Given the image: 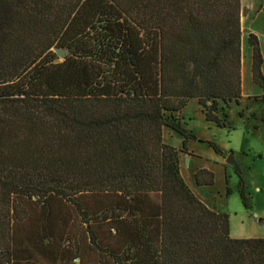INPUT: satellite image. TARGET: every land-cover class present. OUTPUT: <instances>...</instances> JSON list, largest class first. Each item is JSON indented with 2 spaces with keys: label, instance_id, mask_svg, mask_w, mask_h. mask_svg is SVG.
I'll return each instance as SVG.
<instances>
[{
  "label": "trees",
  "instance_id": "16d2710c",
  "mask_svg": "<svg viewBox=\"0 0 264 264\" xmlns=\"http://www.w3.org/2000/svg\"><path fill=\"white\" fill-rule=\"evenodd\" d=\"M241 16L240 0H0V264H264V236L231 239L179 169L195 138L175 114L195 100L224 128L219 104H239Z\"/></svg>",
  "mask_w": 264,
  "mask_h": 264
},
{
  "label": "rangeland",
  "instance_id": "374dc122",
  "mask_svg": "<svg viewBox=\"0 0 264 264\" xmlns=\"http://www.w3.org/2000/svg\"><path fill=\"white\" fill-rule=\"evenodd\" d=\"M240 6L243 17L247 16L244 8L252 16L257 14L259 7L264 9V0H240ZM249 27V22L244 24V34L240 38L246 46V57L243 52L245 73L239 104H219L218 107L217 116L220 119L227 116L226 126L219 128L206 122L195 100L188 101L186 107L175 114L186 132L195 138L187 141V153L179 154L180 175L200 201L214 208L217 213L228 216L229 237L233 240L256 238L263 233L264 226V101L253 100L264 95L251 82L250 53L247 50ZM251 28L264 38L262 22L258 21ZM162 137L164 144L181 150L183 139L179 135L164 131ZM208 143H212L223 156L216 154ZM230 154L238 172L225 163ZM200 169L213 174V186H195L193 174ZM241 179L251 207L249 210L243 207L240 200Z\"/></svg>",
  "mask_w": 264,
  "mask_h": 264
},
{
  "label": "crops",
  "instance_id": "0c3cea01",
  "mask_svg": "<svg viewBox=\"0 0 264 264\" xmlns=\"http://www.w3.org/2000/svg\"><path fill=\"white\" fill-rule=\"evenodd\" d=\"M243 10V9H242ZM244 10H245V12H246V15L247 16H245V17H243V15L241 16V20H240V28H241V37H242V35L244 34L243 32H242V29H243V27H244V24L246 25V23L247 22H249V24H250V27H249V29H248V33H249V35L250 34H254V36L257 38V40H258V44H259V47H260V51H261V56H262V60H263V64H262V67H261V72H262V75H263V77H264V38L262 39V37H260L259 36V34H258V32H256V31H254L253 30V28H251V27H253V26H255V24L258 22V21H260V22H262L263 24H264V16H263V14H262V11L264 10L263 8H261V7H259V9H258V11H257V14L256 15H250V13H249V11L246 9V8H244ZM260 14H262V16H260ZM249 35H247V38H248V36ZM245 37H246V35H245ZM241 47H242V49H243V52H244V54H245V48H246V46H245V43L243 42L242 43V41H241ZM247 50H248V52L250 53V55H249V57H250V59H249V64L251 65V49H250V47H248L247 48ZM245 57H246V54H245ZM244 61V60H243ZM244 64V63H243ZM244 73H245V71L243 72V76H244ZM243 85H244V83H242V88H241V93H242V89H243ZM163 134H164V132H163ZM202 202V201H201ZM203 203V202H202ZM204 204V203H203ZM206 205V204H205ZM207 206V205H206ZM208 208H210V209H213L214 210V208H211V207H209V206H207ZM215 211V210H214ZM216 212V211H215ZM264 236V232L260 235V236H258V237H256V238H261V237H263ZM71 260H73V259H71ZM69 264H79V260L77 259V258H75L72 262L70 261L69 262Z\"/></svg>",
  "mask_w": 264,
  "mask_h": 264
},
{
  "label": "water",
  "instance_id": "95a60500",
  "mask_svg": "<svg viewBox=\"0 0 264 264\" xmlns=\"http://www.w3.org/2000/svg\"><path fill=\"white\" fill-rule=\"evenodd\" d=\"M54 52L56 53L57 57L60 60H62L64 55L66 54L65 51H61V50H55ZM225 163L227 165H229L230 167H232L236 172L239 171V169H238V167H237V165H236V163H235V161H234V159H233L231 154L225 159Z\"/></svg>",
  "mask_w": 264,
  "mask_h": 264
},
{
  "label": "built area",
  "instance_id": "2783aa9c",
  "mask_svg": "<svg viewBox=\"0 0 264 264\" xmlns=\"http://www.w3.org/2000/svg\"><path fill=\"white\" fill-rule=\"evenodd\" d=\"M262 230L264 231V226L262 227Z\"/></svg>",
  "mask_w": 264,
  "mask_h": 264
}]
</instances>
